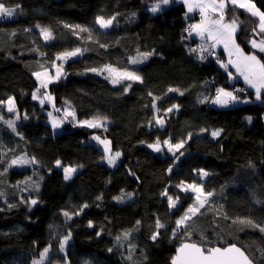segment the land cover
<instances>
[{
	"label": "trees",
	"instance_id": "16d2710c",
	"mask_svg": "<svg viewBox=\"0 0 264 264\" xmlns=\"http://www.w3.org/2000/svg\"><path fill=\"white\" fill-rule=\"evenodd\" d=\"M170 1L152 13L150 7L159 0H0L15 9L12 17L0 18V101L5 102L0 104V264L39 260L37 251L24 247L37 233L48 243L43 264H170L176 248L189 239L185 233L206 247L238 245L255 264H264V233L259 230L264 226V141L257 158L246 154L241 161L234 159L237 150L264 131V95L256 100L255 90L232 68L220 66L224 48L209 47L217 57L200 58L208 53H201V47L210 43L185 31L196 15H186L184 3ZM253 1L264 11V0ZM235 11L243 21L236 39L246 52H254L249 40L262 38L252 35L258 18ZM232 15L229 6L226 19ZM97 16L115 20L102 29ZM37 25L48 28L53 39L45 41ZM75 25L89 31L75 29L74 34ZM68 42L81 54L57 60L47 53L48 46ZM144 52L153 54L142 63H129ZM257 54L264 59V53ZM54 64L64 68L62 78L48 87L54 113L75 114L66 116L57 133L48 124L53 106L32 97L38 89L33 73L45 68L53 73ZM105 65L133 71L142 82L111 84ZM70 85L98 105L97 115L106 118V126L79 125L87 115L80 118L67 101ZM218 88H230L241 100L215 105ZM9 97L14 112L7 110ZM173 105L178 108L168 112ZM158 118L164 119L172 144L185 143L155 168L161 156L146 146L157 141L162 145ZM218 130L220 135L213 137ZM94 136L108 139L120 153L115 167L105 164ZM17 158L29 163L11 165ZM64 167L79 171L65 180ZM201 169L208 175L201 178ZM191 184L213 195L174 232L176 220L189 206H198L196 194L183 190ZM169 196L177 200L175 208H169ZM157 220L163 228L157 229ZM69 234L61 252L60 241Z\"/></svg>",
	"mask_w": 264,
	"mask_h": 264
},
{
	"label": "snow or ice",
	"instance_id": "6c2138e0",
	"mask_svg": "<svg viewBox=\"0 0 264 264\" xmlns=\"http://www.w3.org/2000/svg\"><path fill=\"white\" fill-rule=\"evenodd\" d=\"M188 13H192L196 10L199 11L200 15V21L195 24H190L185 31L191 35L192 33H195L197 36H199L202 40L210 42V45L208 46H202L200 51L201 53L208 52L209 47L212 49H215L217 45H223L225 52L227 53L229 59L227 64L217 61L220 63V66L222 68H225L227 70L228 65H231L233 68L236 69L237 73L243 77L245 83L253 88L255 90V98L256 100H261L262 95H264V59H262L260 56H258L257 53H264V11H261L256 4L253 2V0H183ZM170 3V0H159L158 3L153 4L149 11L152 13H157L160 11V5H168ZM229 6H232L233 8V15L230 19H226L227 15V9ZM18 7V6H17ZM236 9H243L246 13H248L251 17L258 18V23L256 27L252 29V35L253 36H260L259 40L257 39H250L249 43L251 45V48L255 51L252 53H245L243 48L236 42V34L240 30L243 21L239 19V16L236 14ZM15 9L6 7L4 3L0 2V17H12L14 15ZM135 15V13H133ZM187 15V14H186ZM115 20V16L105 19L103 16H97L96 17V23L100 26L102 29L109 28L113 21ZM37 27H40L37 25ZM65 27H73L69 25H65ZM75 29H78L79 32H88L89 29L86 27H83L81 25H75L74 26V34ZM27 31V29H26ZM40 34L43 37L45 41L53 39L52 32L48 28L40 27ZM102 47H105V45H101ZM193 52H195V49H192ZM78 54H81V49L77 48L70 52H64L57 55V60H66L69 57H74ZM153 53L151 52H144L139 53L138 58L133 57L130 58L129 63L130 64H139L142 63L144 60H147L149 56H151ZM212 53L209 52V55ZM201 59H204L205 57L201 55ZM56 67V75L50 76L47 69H45L43 72H35L33 75L37 78V80L40 82V87L46 89L48 87V84L50 82H53L54 80H58L62 75V67L63 65H55ZM92 71H98L97 69H92ZM103 71H107L110 76L112 77L111 83L118 84L121 81L129 80V81H141L142 77L136 74L133 71H129L127 69L121 70L116 67H113L111 65H105ZM43 77V78H42ZM231 78V74H230ZM131 87V85H129ZM40 89H37V92ZM128 91V88H125V92ZM169 91H176V89H169ZM242 91V90H240ZM183 94V93H181ZM151 95V93H149ZM33 99H37L36 92L33 93ZM239 98L238 96L234 95L231 91H226L223 88L217 89V95L213 103L226 106L231 102L237 101ZM44 100L51 101L52 97L48 94L44 95V98L41 99V104L44 103ZM247 102V101H245ZM5 103L4 101H0V104ZM8 111L14 112L15 111V102L14 100L9 97L8 101ZM155 107V104L153 105ZM178 108L177 105H173L172 108L167 109L168 112H171L173 109ZM51 115V113H49ZM74 112H70L68 110H65V116H73ZM249 122H251V117H247ZM106 121V118H104ZM6 123L9 125V127H13L14 122L9 120L6 121ZM86 124L88 127H103V121H101L99 118L93 121H84L82 122ZM156 123L159 125H163L164 121L163 119H156ZM53 128L59 127V122L53 120L52 122ZM203 131V130H202ZM191 135V134H190ZM220 135V131H214L212 132V136L216 137ZM93 139H96L100 143L105 145V152L109 153L110 149L108 147L109 141L107 140H100L99 137H93ZM185 141H180L177 144H172L169 140L163 141V144L168 147V150L171 152L173 149L179 150L183 147ZM150 148L153 149V151L159 152L161 151V145L160 142L157 141L155 144H150ZM183 155V153H181ZM120 153L116 152L111 155H107L106 159L109 165L115 164L117 158H119ZM29 163L26 159L17 158L11 161V165L16 164H27ZM31 163H36V161L33 159ZM9 165V166H11ZM56 165L58 167L62 166L61 162L59 160L56 161ZM171 170V169H169ZM6 171V170H5ZM76 171L73 167H64V179L68 180L71 178L72 174ZM199 175L201 178L208 175L207 172H205L203 169L199 170ZM183 190L185 191H192L196 194L195 201L198 206H189V208L186 210L185 214L176 220V228L173 229L174 232L179 230L182 225L188 221L191 216H195L199 209L202 208L207 202L208 197L212 196L213 194L211 192H205L203 190V187L201 185L197 184H191L186 186ZM3 193H0V196H2ZM130 195V194H129ZM164 195H167V192L164 193ZM99 199V197H98ZM115 199H120L119 197H116ZM169 201V208H175L177 206V200H174L171 196L168 197ZM31 204H36V200H32L30 202ZM15 205H9V207H14ZM84 208L87 207V205L83 206ZM83 211V208L81 209ZM65 217L71 219L68 212L63 213ZM77 215L79 213H76ZM139 223V221H137ZM240 223H247L252 224V221H240ZM89 226H91V222H89ZM157 229L163 228L164 225L160 223L159 220H157L156 223ZM259 230L264 233V226H259ZM99 235V233H98ZM125 238H127V233L124 234ZM159 235V232H156L153 234L152 239L156 240L157 236ZM186 237H189V239L182 242L177 248L175 254L171 258L170 264H255V262L248 256L244 251L241 250V248L237 247L235 244H230L227 247H206L204 244L191 242L190 241V235L191 233H185ZM70 238V234L68 236H65L60 241V251L63 252L65 245L67 244L68 240ZM120 237H117V240H119ZM202 239H206L203 238ZM111 251V249H109ZM49 252L48 248H45L40 253L39 260H34L33 264H43L47 254Z\"/></svg>",
	"mask_w": 264,
	"mask_h": 264
},
{
	"label": "rangeland",
	"instance_id": "374dc122",
	"mask_svg": "<svg viewBox=\"0 0 264 264\" xmlns=\"http://www.w3.org/2000/svg\"><path fill=\"white\" fill-rule=\"evenodd\" d=\"M177 2H181V3H184L183 2V0H176ZM171 2V1H170ZM254 2V1H253ZM255 3V2H254ZM185 5V4H184ZM167 6L166 5H163V4H161L160 5V10H162V9H164V8H166ZM185 8H186V6H185ZM197 11V10H196ZM196 11H194V12H192V13H188L187 12V8H186V13H187V15L188 16H191V17H194V15H196V19H197V21L195 20V21H193L192 22V24H195V23H198L199 21H200V17H198V13L197 14H195V12ZM159 12V11H158ZM157 12V13H158ZM1 18V17H0ZM9 18V17H8ZM237 35V34H236ZM192 36L193 37H195V38H197V39H200V40H202L199 36H197L195 33H192ZM254 39H256V38H254ZM257 40H259V39H257ZM203 41H205V40H203ZM206 42H208V41H206ZM236 42L238 43V41H237V39H236ZM208 43H210V42H208ZM239 44V43H238ZM76 49V46L73 44V43H71V42H68V43H62V44H57V45H50V46H48V48H47V53H49V54H54V55H58V54H60V53H64V52H68V51H73V50H75ZM244 50V49H243ZM245 51V50H244ZM245 53L247 54V53H252V52H246L245 51ZM225 54H226V58H227V60H223V63H225V64H227V62H228V59H229V57H228V55H227V53L225 52ZM259 56V55H258ZM69 59V58H68ZM228 67H230V68H232L233 70H234V74H236V76H237V78H239V79H241L243 82H244V84L248 87V88H250V89H252V90H254L253 88H251V87H249L246 83H245V81H244V79H243V77H241L238 73H237V71H236V69L235 68H233L231 65H228ZM45 69H47V68H45ZM45 69H43V70H41L40 72H43ZM47 71H48V73H49V75L50 76H55L56 75V67H54V71H53V73L52 72H49V70L47 69ZM63 74H64V68L62 67V75H61V77L58 79V80H54L53 82H50L49 84H48V87H49V85L51 84V83H54V82H57V81H59L61 78H62V76H63ZM234 76V75H233ZM43 78V77H42ZM231 78L232 79H234L232 76H231ZM37 79V78H36ZM38 81V80H37ZM111 84H113V83H111ZM48 87L46 88V90H47V92H43V93H41L40 92V90L37 92V90L35 91L36 92V94H37V99H35L36 101H38V102H40L41 101V99H43L44 98V95L45 94H48V95H50L51 97H52V100L51 101H48V100H44V101H46V102H48V103H50L52 106H53V109H52V111H51V115H50V118H49V120H48V124L49 125H51L52 126V128H53V125H52V122H53V120H55V121H57V122H59V127L58 128H53V130H54V132L55 133H57V132H59V131H61L62 130V127H63V125L65 124V121H64V119H67V117L65 116V111H60V115H55V113H54V111L56 110V107H55V103H54V98H53V96H52V94H50L49 92H48ZM38 88L39 89H43V88H41L40 87V82L38 81ZM223 89H225L226 91H231V92H233V94L234 95H237L236 94V92H234L233 90H231L230 88H223ZM243 93L245 92V91H242ZM33 97V96H32ZM66 99H67V101L71 104V105H73L74 106V109H75V111L76 112H78L79 114L78 115H80V118H83V113L84 114H86L87 116H86V118H83V119H81L80 120V126H85V127H88L86 124H84V123H82V122H84V121H93V122H95V120L97 119V118H99L101 121H103V127L104 126H106L107 125V122L103 119V118H100V117H98V115H97V110H98V105H95L94 103H92V102H90V101H88L86 98H84V97H82V96H79V95H77L76 93H75V91L73 90V88H72V86L70 85L69 87H68V89H67V92H66ZM241 99L239 98L238 99V101H240ZM233 103V102H232ZM215 104V103H214ZM215 105H218V104H215ZM163 121H164V119H163ZM79 122H76V124H78ZM156 125H157V127H158V129H159V131H160V134H161V139H162V145L164 146V148H165V152L163 153V154H161L160 156V162L159 163H155L154 164V166H155V168H160L161 166H162V163H164L165 161H168V160H170L171 158H172V156L178 151V150H176V149H173V151H169L168 150V147L166 146V145H164L163 144V141H165V140H169L170 141V139H169V136H167V134L165 133V121H164V123H163V125L161 126V125H159V124H157L156 123ZM103 127H96V128H103ZM95 137H97V136H95ZM100 140H107V141H109L108 139H103V138H100ZM92 141H94V142H96L97 143V145H98V147H99V149L104 153V162H105V164H107L108 166H110V167H113V165H114V167L117 165L116 163L119 161V158H120V156H119V158H117V160H116V162H115V164H113V165H109V163L107 162V159H106V156L107 155H111V154H114V153H116V152H114L113 150H112V148H111V144L109 143V145H108V147H109V149H110V151H109V153H106L105 152V145L104 144H102V143H100L99 141H97L96 139H93L92 138ZM264 141V131L254 140V141H252V142H250V143H248L247 145H245V146H243V147H241L239 150H237L236 152H235V154H234V159L235 160H237V161H241V160H243L244 159V156L246 155V154H252L255 158H257L258 156H260V151H261V149H260V145H261V143ZM110 142V141H109ZM77 169V168H76ZM64 170V169H63ZM79 170L77 169L73 174H72V176H71V178L78 172ZM178 204V203H177ZM47 245H48V243L42 238V236L40 235V234H35L34 236H32V237H30L29 239H27L26 241H25V243H24V247L25 248H27L28 250H30V251H37V253L38 254H40L45 248H47ZM37 257H38V255H37Z\"/></svg>",
	"mask_w": 264,
	"mask_h": 264
},
{
	"label": "water",
	"instance_id": "95a60500",
	"mask_svg": "<svg viewBox=\"0 0 264 264\" xmlns=\"http://www.w3.org/2000/svg\"><path fill=\"white\" fill-rule=\"evenodd\" d=\"M146 148H147V150H148L150 153H152L154 156H160V155L163 154L164 151H165V148H164L163 145H161V151H159V152L153 151V149L150 148L149 145H147ZM236 246L239 247V248H241V247L238 246V245H236ZM241 250L244 251L242 248H241ZM244 252H245V251H244ZM245 253H246V252H245ZM246 255H247V254H246Z\"/></svg>",
	"mask_w": 264,
	"mask_h": 264
},
{
	"label": "built area",
	"instance_id": "2783aa9c",
	"mask_svg": "<svg viewBox=\"0 0 264 264\" xmlns=\"http://www.w3.org/2000/svg\"><path fill=\"white\" fill-rule=\"evenodd\" d=\"M198 15V17H200V15H199V13L197 14ZM212 54L211 55H209V52L208 53H206V55L204 56L205 58H204V60H207L208 58H216L217 57V52L216 51H210ZM243 90V89H242ZM243 91H245V90H243ZM247 91V90H246ZM245 93V92H244Z\"/></svg>",
	"mask_w": 264,
	"mask_h": 264
},
{
	"label": "crops",
	"instance_id": "0c3cea01",
	"mask_svg": "<svg viewBox=\"0 0 264 264\" xmlns=\"http://www.w3.org/2000/svg\"><path fill=\"white\" fill-rule=\"evenodd\" d=\"M197 13H199V11H198V10L195 12V14H197ZM217 46H218V47H222V48H224L222 44H221V45H217ZM224 58H225V60H227V58H226V55H225V57H224Z\"/></svg>",
	"mask_w": 264,
	"mask_h": 264
}]
</instances>
